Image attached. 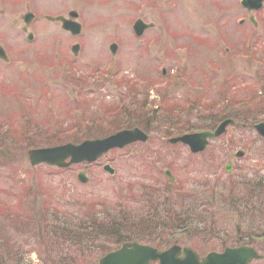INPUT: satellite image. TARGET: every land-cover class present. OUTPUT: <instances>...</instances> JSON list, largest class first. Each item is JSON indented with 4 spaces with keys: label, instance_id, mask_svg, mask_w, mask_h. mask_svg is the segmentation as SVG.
<instances>
[{
    "label": "rangeland",
    "instance_id": "rangeland-1",
    "mask_svg": "<svg viewBox=\"0 0 264 264\" xmlns=\"http://www.w3.org/2000/svg\"><path fill=\"white\" fill-rule=\"evenodd\" d=\"M241 1L0 0V44L10 57L0 62V80L20 79L25 88L22 99L8 98L0 88V264H53L61 253L71 255L73 264H97L123 237L75 240L66 235L55 237V244L46 231V217L55 207L87 214L93 203L96 211L126 205L137 213L132 220L146 211H165L164 218L193 213L202 219L176 238L126 241L161 248L178 243L204 255L254 233L251 245L264 252V187L258 190V204L250 190L264 184V139L254 123L236 120L196 154L169 142L184 125L210 122L228 101L254 98L244 115L264 113V8L248 11ZM71 9L80 12L78 37L45 18L66 16ZM28 10L40 17L23 31L22 15ZM140 18L154 25L138 36L133 25ZM112 42L119 44L116 55ZM74 43L81 45L77 55ZM80 75L89 81L79 80ZM47 90L50 98L44 96ZM72 109L75 116L68 113ZM147 109L157 120L146 142L111 150L89 165L30 163L31 148L104 137L117 131L115 124L127 115ZM96 123L98 132L89 133L87 125ZM65 124L70 127L64 129ZM170 129L177 133L168 136ZM105 163L114 175L103 169ZM81 170L89 176L86 183L77 177ZM99 216L112 218L104 210ZM251 264H264V258Z\"/></svg>",
    "mask_w": 264,
    "mask_h": 264
},
{
    "label": "water",
    "instance_id": "water-1",
    "mask_svg": "<svg viewBox=\"0 0 264 264\" xmlns=\"http://www.w3.org/2000/svg\"><path fill=\"white\" fill-rule=\"evenodd\" d=\"M263 0H244L243 4L252 10L260 8ZM31 13L26 17H32ZM51 20H62L64 28L71 30L74 34L80 32V25L66 20L64 17H48ZM26 21L29 23L30 19ZM153 24H146L142 20L135 23L134 29L138 35H141L145 28L151 27ZM26 29V28H25ZM33 35L30 34L29 38ZM79 45H75L73 50L78 52ZM113 53L117 50V45L111 46ZM4 50L0 49V54H4ZM4 58H7L4 56ZM233 119H226L221 122L215 130H207L194 133H186L177 137L170 138V142H182L189 145L191 151L199 152L204 150L211 139L216 138L223 134L228 125L233 124ZM257 130L264 136V122L255 125ZM148 134L139 127L131 129H123L115 134L85 140L80 144L65 143L56 146L33 148L29 151V158L32 165L46 163L58 167H69L71 164L80 162H93L99 159L103 154L107 153L110 149L116 147H125L135 141H146ZM239 156L243 152L238 153ZM104 168L111 174L114 169L109 165ZM231 164L229 163L227 169L230 170ZM167 174L173 179L170 171ZM79 179L83 182L88 181V177L84 172H80ZM180 247L174 245L166 250H159L148 244H141L139 242L125 243L123 246L115 251H112L99 259L98 264H151V261L158 260L159 264H250L255 258H262L256 249L249 245H241L236 247H227L223 252H210L204 258L191 248H185V256H179Z\"/></svg>",
    "mask_w": 264,
    "mask_h": 264
},
{
    "label": "trees",
    "instance_id": "trees-1",
    "mask_svg": "<svg viewBox=\"0 0 264 264\" xmlns=\"http://www.w3.org/2000/svg\"><path fill=\"white\" fill-rule=\"evenodd\" d=\"M256 102L253 99H241L239 102L235 101H228L227 104L223 107L222 110L218 111L215 114V117L212 118L210 122L207 124H200L198 127H185L186 125L176 129V131L179 134L186 133L189 131H196V130H204V129H212L214 128L219 121H222L223 119L227 117H233L236 120L241 121L242 123H257L258 121L264 120V113L257 114L251 117L245 116L244 111L247 110V106L252 103ZM239 105L238 107H236ZM238 108V109H236ZM147 118H146V114ZM152 112L147 110H138L134 113V115L130 116L127 115V119L123 122L116 123L115 127L119 129L125 128V127H132V126H142L146 130H150L151 125L157 120V118L151 117L150 114ZM126 122V123H124ZM90 126V125H89ZM87 125V128H91V131L89 133L98 132L96 128H98V124L92 125L89 127ZM114 127V128H115ZM169 132L168 136H171L172 134H176L177 132H174V130L170 129L167 130ZM249 186L251 185V182H246ZM251 187V186H250ZM264 187V184L261 182L260 184H257L255 187H252V191H254L255 200H257L258 204V198L256 196H259L258 190ZM147 197L144 198L146 200ZM261 201V198H260ZM118 202V201H117ZM92 209H89L87 214L78 213L77 211H74L70 208H58L55 207L50 214L46 217L47 218V226L46 231L48 234H50V240L57 244L55 240V237H65L66 235L70 236L72 239H83V238H100V237H123V240L131 239V238H141L146 239L155 237L157 238H164V239H171L176 238V235L181 234V232H187L190 230V226H193L194 223H197L198 221H202L201 218H197V216L193 213L191 214H180L177 213L176 215H168L165 217V211L157 212V213H145L144 217H138L132 220V218L135 216L137 217V213L131 212L127 209L126 205L122 207V209L118 210V204L115 205H108L102 208L104 210V213H110L112 215V218L106 220L105 217L99 216L100 211L95 208L96 203H93ZM118 210V212H117ZM180 214V215H179ZM198 215V214H197ZM147 218L149 221V225L147 224ZM71 222L73 225L70 226ZM54 223L56 226H54ZM255 223V222H254ZM148 225V226H147ZM147 230L153 231L154 235H142L141 232L146 233ZM45 232V231H44ZM86 232V233H83ZM259 237V236H257ZM261 237V236H260ZM264 238V235L262 236ZM251 240H256V237L254 236V233L245 235V236H237L231 241V245H238L242 243H250L252 244ZM50 241V242H51ZM159 247H161L159 245ZM104 254V253H103ZM59 256V255H58ZM54 259V258H53ZM69 259H73L70 256H68L67 253H61L58 259H54L53 264H73ZM17 259L16 261H18Z\"/></svg>",
    "mask_w": 264,
    "mask_h": 264
},
{
    "label": "flooded vegetation",
    "instance_id": "flooded-vegetation-1",
    "mask_svg": "<svg viewBox=\"0 0 264 264\" xmlns=\"http://www.w3.org/2000/svg\"><path fill=\"white\" fill-rule=\"evenodd\" d=\"M22 17H23V15H22ZM39 17H40L39 15H35L34 19H37ZM16 20L17 19H14L15 23H17ZM23 28H24V25H23L22 29ZM6 51H7V49H6ZM2 61L4 62V60L2 58H0V62H2ZM20 81H21L20 79H12V78L3 79L2 81L0 80V88L3 89L2 92H3L4 96H6L8 98H14L15 97L17 99L24 98L25 88L20 87V84H18V82H20ZM43 81H45V80H43ZM44 96L50 98L52 96V91L47 90L46 93L44 94ZM63 127H64V129H66V128H69L70 126L64 125ZM7 130H8V128H7ZM180 253H181V255L183 254L182 252H180ZM152 264H157V262L153 261Z\"/></svg>",
    "mask_w": 264,
    "mask_h": 264
}]
</instances>
